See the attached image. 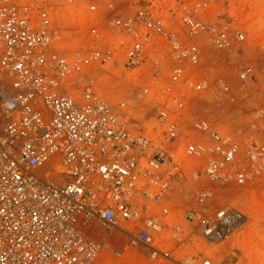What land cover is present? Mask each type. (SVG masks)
Masks as SVG:
<instances>
[{"label": "built area", "instance_id": "2783aa9c", "mask_svg": "<svg viewBox=\"0 0 264 264\" xmlns=\"http://www.w3.org/2000/svg\"><path fill=\"white\" fill-rule=\"evenodd\" d=\"M219 1L111 4L70 52L48 0H0V264H221L264 193V45Z\"/></svg>", "mask_w": 264, "mask_h": 264}, {"label": "rangeland", "instance_id": "374dc122", "mask_svg": "<svg viewBox=\"0 0 264 264\" xmlns=\"http://www.w3.org/2000/svg\"><path fill=\"white\" fill-rule=\"evenodd\" d=\"M55 15L57 28L66 36L62 46L67 51H76L86 45L82 40L88 36L91 27H103L105 20L112 19L109 5L114 6V14L120 17L131 15L136 7L135 0H48ZM165 6L175 4L176 0H162ZM96 6L97 11L90 12ZM215 15L223 18L234 30L246 34L250 46L264 45V0H220L213 9ZM114 76H105V90L113 91L115 100H129L138 94L143 86L139 72L112 71ZM132 103V101L130 100ZM155 100L136 104L135 112L129 120L144 124L154 116ZM256 201V200H255ZM250 221L235 234L221 256V264H264V193L251 205Z\"/></svg>", "mask_w": 264, "mask_h": 264}]
</instances>
